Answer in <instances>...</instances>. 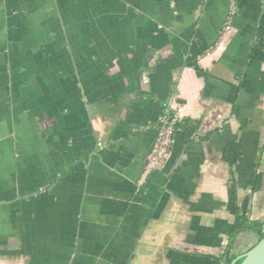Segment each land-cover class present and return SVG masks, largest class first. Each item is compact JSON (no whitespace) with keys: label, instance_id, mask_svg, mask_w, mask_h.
I'll list each match as a JSON object with an SVG mask.
<instances>
[{"label":"crops","instance_id":"1","mask_svg":"<svg viewBox=\"0 0 264 264\" xmlns=\"http://www.w3.org/2000/svg\"><path fill=\"white\" fill-rule=\"evenodd\" d=\"M236 1L225 31L232 0H0V264H220L235 140L264 223V0Z\"/></svg>","mask_w":264,"mask_h":264},{"label":"trees","instance_id":"2","mask_svg":"<svg viewBox=\"0 0 264 264\" xmlns=\"http://www.w3.org/2000/svg\"><path fill=\"white\" fill-rule=\"evenodd\" d=\"M223 36L224 32L221 33L220 39H222ZM181 123L179 125H181ZM184 127L187 130L186 136L188 139L192 137V135L199 127V122L195 123V121L193 122V120L187 119L184 121ZM244 127L245 125L243 123L240 128L242 129ZM241 155L242 144L238 140H235L228 144L223 151V160L228 164L230 170V177L228 181L227 209L234 216V220L229 226L227 246L222 251V253L217 256H213L214 259L220 264H233V261L236 258V255L233 252V248L235 245V241L240 233L246 231L253 232L257 235L259 240L264 237V223L262 221L253 219L251 211V202L254 194L259 191L262 186L263 174L256 171L249 178L248 186L250 188V192L246 196L242 204H239L236 166L240 161ZM241 262L242 259L238 260L235 264H240Z\"/></svg>","mask_w":264,"mask_h":264},{"label":"built area","instance_id":"3","mask_svg":"<svg viewBox=\"0 0 264 264\" xmlns=\"http://www.w3.org/2000/svg\"><path fill=\"white\" fill-rule=\"evenodd\" d=\"M237 7V1L232 0L229 10L230 19L225 27V31H229L231 29L230 20L235 15ZM183 112L184 105L178 104L172 113H168L160 119V126L156 141L150 155L147 158L145 170L142 176L143 183L153 171L162 166L163 162L168 157L175 142L176 132L182 121Z\"/></svg>","mask_w":264,"mask_h":264},{"label":"water","instance_id":"4","mask_svg":"<svg viewBox=\"0 0 264 264\" xmlns=\"http://www.w3.org/2000/svg\"><path fill=\"white\" fill-rule=\"evenodd\" d=\"M237 259H242L240 264H264V237ZM236 260L233 261V264L236 263Z\"/></svg>","mask_w":264,"mask_h":264}]
</instances>
